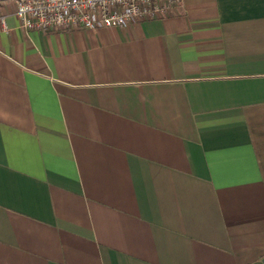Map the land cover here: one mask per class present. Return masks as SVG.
<instances>
[{"label": "crops", "instance_id": "crops-1", "mask_svg": "<svg viewBox=\"0 0 264 264\" xmlns=\"http://www.w3.org/2000/svg\"><path fill=\"white\" fill-rule=\"evenodd\" d=\"M0 0V264H264V0L24 29Z\"/></svg>", "mask_w": 264, "mask_h": 264}, {"label": "built area", "instance_id": "built-area-1", "mask_svg": "<svg viewBox=\"0 0 264 264\" xmlns=\"http://www.w3.org/2000/svg\"><path fill=\"white\" fill-rule=\"evenodd\" d=\"M181 0H16L12 15L26 30L126 28L173 11ZM5 30L0 15V31Z\"/></svg>", "mask_w": 264, "mask_h": 264}]
</instances>
